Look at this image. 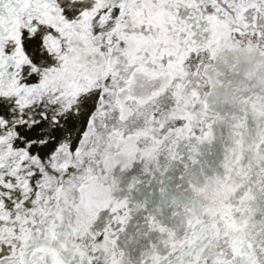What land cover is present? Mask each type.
I'll list each match as a JSON object with an SVG mask.
<instances>
[{"label":"snow or ice","instance_id":"6c2138e0","mask_svg":"<svg viewBox=\"0 0 264 264\" xmlns=\"http://www.w3.org/2000/svg\"><path fill=\"white\" fill-rule=\"evenodd\" d=\"M0 264H264V0H0Z\"/></svg>","mask_w":264,"mask_h":264}]
</instances>
